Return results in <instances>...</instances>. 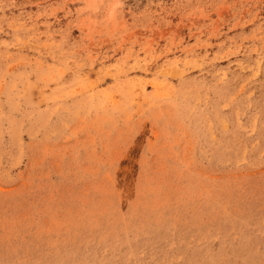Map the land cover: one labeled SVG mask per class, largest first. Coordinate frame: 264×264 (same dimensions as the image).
Wrapping results in <instances>:
<instances>
[{
    "label": "rangeland",
    "instance_id": "374dc122",
    "mask_svg": "<svg viewBox=\"0 0 264 264\" xmlns=\"http://www.w3.org/2000/svg\"><path fill=\"white\" fill-rule=\"evenodd\" d=\"M0 264H264V0H0Z\"/></svg>",
    "mask_w": 264,
    "mask_h": 264
}]
</instances>
